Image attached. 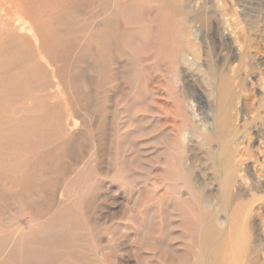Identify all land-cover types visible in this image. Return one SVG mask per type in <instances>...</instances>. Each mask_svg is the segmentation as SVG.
<instances>
[{
  "label": "rangeland",
  "instance_id": "rangeland-1",
  "mask_svg": "<svg viewBox=\"0 0 264 264\" xmlns=\"http://www.w3.org/2000/svg\"><path fill=\"white\" fill-rule=\"evenodd\" d=\"M25 1H29L37 6H39L40 4L43 7L45 6L43 8L45 21L41 24V27L46 29L42 32L46 39L45 49H47L46 51L49 55H52L53 52L57 50L60 54L61 59L59 66L64 71H72L75 75L76 90L78 92V103L80 109L78 116L79 123L77 130H74L72 133L75 134L72 141L68 142V140L66 139V137H68L67 134L64 137L63 135L55 134L54 126L52 125V122L48 117V114H50L52 110L47 108L48 103L45 102L46 100L44 98L37 97L40 94L35 92L34 90V88H37L36 82L38 78L33 81L32 78H34V76H30L28 73V64H30V62L33 63L37 58L36 50L33 47L25 48L24 45L21 46L20 44L9 45L8 50H6L3 55L2 53L0 54V80H2L0 81V83H3L4 85H2L6 86L3 87L0 84V154H2L0 156H3L2 158L7 160L8 157L12 156L14 158V161H11L12 164L9 167L0 164V178L7 179L9 182H12L14 186L23 187L22 181H24L25 185H27L26 183L30 182L32 186H39V184H43V186L46 187V185L54 186L56 178L59 180L73 179L75 177V174H78L79 179L77 181L81 182L85 188H91V199L93 202V205L91 206V216H86L84 217V220H81L82 224L85 226L84 228L87 230L84 233V236L86 235L85 238L77 237V241L73 243V238L67 236V238L54 236V244L57 245V248L68 244L70 248H73L72 250H74V246H79L80 248V245H85L87 248L85 246L81 247L82 255H80L85 259V264H98L97 261H94L95 259L92 256L93 251H97L100 254L101 258H99V264H113V262L114 264H191L190 262L194 264L197 261L198 255L200 253L197 247L198 229L203 224L202 221H200L195 215V207L192 204H188L187 206H185L184 204V206L186 207L185 208L180 201L179 196L177 195L174 197V199L171 200L169 206H165V210H156L155 213V209H153L154 202H157V197L156 195H154L156 194V191L154 189H156V177L157 175H159L157 170H155L154 165L156 158L158 159V153H162L168 142V140L167 142L165 141V139L167 138H159V127L155 128V122L157 121L160 126H164V129L171 131V133H176V131L182 132V121L178 116L185 115L189 118V120H191L190 131L194 136L196 135L194 140L197 142H202L201 144L205 146H209L210 141L204 134L208 132V127L205 128V121H209V123H212L218 111L217 96H207L208 94H210L208 93L210 92L209 90H216L218 85L217 81H213L211 79V73L216 71L220 72L223 69L225 70V67H229L228 71L226 69V75L224 74L219 78V80H221L222 82L226 81L228 88H230L231 91L234 90V93L235 91H239V93L236 92L234 99L235 103H233L234 106L232 109V120L234 121L232 122V129L235 128V132L239 134H236V138H233L234 140H236L235 142H237L239 139L243 140H239L237 143L238 145L236 144L237 147H234V149L237 150L235 152L234 159L235 166L237 167V169H239H236L235 171V180L237 181V183L235 181L233 189L240 190V187H243L241 189L243 190V192H240V196L241 193L242 195L244 194V196H242V199L240 196H238L239 199H241L240 203L238 198L234 199V201H230L233 202V204H229L227 210L231 215V224L233 223V226H236V228L243 227L248 238L247 250L240 264H245L246 261V264H261L260 261L264 264V136H262L264 135V99H262V97H264V94H262L264 93V0ZM68 3H70V6H68ZM137 3H139L140 5H136ZM124 6L130 8L129 13L122 14V9ZM68 7L70 8L68 9ZM189 7L191 9L194 8L193 11L186 12L184 8ZM201 10L203 11V14L209 11L210 12L205 14V16H207L205 17V19L200 21L196 19L195 21V14L201 13ZM15 13V11H11L10 15L14 16ZM214 13H216V15ZM218 14H220L221 17ZM59 16H61V20H59ZM192 18L193 21H191ZM182 19H184L186 23L188 21L190 23H188L190 48H188L187 50L190 51L188 53L193 57L190 55L189 58L191 60H194V56H196L200 59L196 66H192L188 69L187 72H182V68L179 65H176L175 61V56L182 49L183 45V42L179 38L180 23ZM209 19L211 21H209ZM120 20L123 22V24L122 22H120ZM123 20H125L126 22ZM56 21L57 24L55 23ZM205 22L206 24L210 22L209 24H207V29H205L207 27ZM63 24L65 26H63ZM64 29H66L67 31ZM112 30H114L117 35L116 39L114 40L108 38V35ZM207 30H209V32ZM213 31L217 34L213 33ZM222 32H224V34ZM221 34L222 36H220ZM222 37H225V40ZM226 39L228 40L226 41ZM218 40L220 42L219 44L217 42ZM225 41L226 43H224ZM206 42L209 43L206 44ZM221 42H223L224 44ZM228 42L230 44H228ZM212 46H214L215 48ZM51 47L53 49H51ZM17 49L19 50L17 51ZM224 49H230V51L226 50L229 54L227 53L223 55L224 53H226ZM22 50H24V52ZM63 51H65V53ZM234 52H237V57L233 60H230ZM202 53L204 54V57ZM207 53H210L212 56H209L210 54ZM218 54H221L222 56H219ZM100 56L101 60L100 62H97V58ZM207 59L211 61L209 62L208 60L207 62ZM254 60L256 61V67L259 68L260 66V70H256L257 68L255 69V67L251 66V63H249L253 61L252 64L254 65ZM212 61H214L213 65L211 64ZM217 61H221L219 62V65ZM228 61H230L229 65H227ZM208 63L209 65H207ZM244 63L249 64L250 66H247ZM250 67L254 69L252 70V68ZM219 68L220 70H218ZM248 68H250L253 73ZM254 70H256L257 72ZM243 71L247 72L245 73ZM42 72L45 73V70H43ZM44 73H42L41 76L42 81H46L44 79L46 77V74ZM187 74L190 75V77ZM243 74L245 77L243 76ZM239 75L244 77V81L241 80L243 79V77H240ZM243 83L245 86L243 85ZM19 85L20 87H18ZM44 85L45 87H48L49 84ZM237 85L239 87L241 86L242 89L238 88ZM256 85L257 87H255ZM15 86L17 87V89ZM2 88H5V91L2 90ZM144 90L152 92L155 95L154 103L151 104L152 109L149 111V102H147V100L144 98L142 99V96L145 95ZM17 91L20 94H18ZM12 94L13 96H15L13 97ZM25 94L27 96H25ZM242 94L247 95L245 97ZM42 101L45 105V108L41 107L44 106ZM211 101L214 105H216V107L211 104ZM238 103H240V105ZM261 105L263 106L261 107ZM25 106L28 107L26 108ZM244 107H246L247 110H244ZM240 109L242 110L240 111ZM244 111L247 112L245 113ZM59 112H63V116H66L68 114V111L64 108ZM251 112L252 114H250ZM240 113H242V116ZM239 114L243 118H241ZM253 117H255L256 119L254 118L253 120ZM235 120L239 123H234ZM244 122L247 126L244 125ZM255 122L258 130L255 128ZM259 122L263 128L259 125ZM248 123L251 127L249 130H252V132L247 130L249 128ZM140 125L142 126V128ZM211 127L212 124H209V129ZM239 128H241L242 130H239ZM259 129H261V131ZM237 130H239V132ZM255 130L257 133L255 132ZM245 131L247 132V134L243 133ZM197 134H199V137L197 136ZM245 134L248 136L250 135V137L247 136L246 138ZM243 135L244 137H242ZM256 135H258L259 138ZM238 136L242 138H238ZM252 136L253 138H251ZM187 142L188 141H186L185 144H188ZM143 143L145 144L143 145ZM59 150H61L62 152H59ZM127 151L130 152L128 153ZM154 152L156 155L154 154ZM34 154L36 158L32 157ZM163 155L164 154H161V156L159 157V161L162 165H164ZM62 156L66 157L64 158ZM40 158H46L47 160L43 159L46 163L48 162V160L53 159L45 166V162H43L42 165L43 167H45L43 169V171H45L44 174H47V171L48 173H54V180H50V175H48L44 178V180L42 179V181H39L40 177H38L37 179H35L37 182H35L32 177L28 180V182H26L27 180L25 178V173H18L20 171V166L26 165V163H28V159L29 161L32 159H36V163H39L38 160ZM141 161L142 163H145L142 164ZM152 161H154V165ZM21 163L24 164L22 165ZM142 166L145 168L146 172L144 171V168ZM11 167H13V169ZM204 172L209 173L206 167H204ZM16 174H19L17 175L18 179L15 177ZM255 174H257V176ZM146 175L149 176L148 182L142 185L141 182ZM161 175L162 173L160 174V176ZM96 177L97 179H95ZM253 177L255 178L254 181H252ZM256 177L260 179H257ZM1 179L0 204L5 205V201L7 198L5 197L6 194L1 185ZM256 180H259L261 184L263 183V186L261 188L259 187L260 190L258 189L260 191L259 194H256L258 187L254 186L253 189V182H255ZM238 181L240 184H238ZM256 183L258 184V181ZM261 184L258 185L261 186ZM248 185L250 186V189H252L250 193ZM235 186H237L238 188H235ZM244 186L248 188V193ZM179 190H181V193L183 194L184 189H178V194H181ZM234 190L233 192L236 193L237 190ZM49 193L51 194V191H49ZM59 193L60 191L58 189V191H56L54 195L56 200L54 202H51L52 198L51 200L50 198H48L45 205L40 203V208H42L44 212L47 210L51 211L53 209V205L59 201ZM254 193L255 197L253 196ZM107 194L109 196H106ZM214 194H216V191H214ZM3 197H5V200ZM247 198H249L250 200H248ZM114 199L116 201H114ZM116 202L118 206L115 204ZM241 202H244V205ZM118 203H122L125 206L121 204L123 206L122 207ZM215 203L212 204V208L218 211L221 208L222 204L220 201H218V203L220 204H218L217 201ZM235 204L238 206H236ZM126 205L128 206L126 207ZM119 206H121V208ZM188 206L191 207L189 208L190 210H187ZM244 206H247V208H249L247 209ZM5 207L7 208L5 209ZM1 208L3 209L0 210V233L8 231L12 228V226L15 225V227H19V229H26L28 228L31 219H33V217L29 214V211H27V208L25 207L22 209L9 203L8 205L6 204V206H2ZM123 208H128L130 212L127 209L124 210ZM182 208L186 209L187 214L185 216L183 215L185 210L183 211ZM237 209H239L238 212H241L238 216L239 218L235 220L233 218L235 212L232 211H237ZM44 212L43 214H45ZM131 214L135 215L132 216ZM152 214L154 215L152 216ZM176 215H179V218ZM120 218H122L123 220H120ZM152 218L155 221H153ZM126 219L128 222L126 221ZM95 220H97L98 225L92 224ZM123 221L125 224L123 223ZM249 222L251 224L254 223L252 224L254 227H251V224ZM184 223H188L189 225L186 224L185 226ZM137 224L140 226H138ZM90 225L91 227H93L91 228ZM125 225H127V227ZM102 230L104 231V233H102ZM138 230L144 232L141 233ZM105 231L107 233H105ZM145 232L147 233L144 235ZM249 232L251 233L249 234ZM110 233H113L111 234L112 236L110 235ZM102 234H105V236L101 237L100 235ZM139 234L141 235L139 236ZM122 235L124 236V238ZM138 236H143L142 239H144L138 240ZM120 238H122V240L119 241ZM145 238L148 239L146 240ZM190 238H193L194 240ZM135 239L139 242L137 243ZM189 239L191 242L189 241ZM125 240H128L129 243ZM160 240L161 242H159ZM257 240L260 242V244ZM166 241L168 243H166ZM147 242H149L150 244ZM126 243L130 245H127V247L125 246ZM254 244L256 247L253 246ZM96 245L97 247H95ZM172 245L173 247L170 249ZM175 245L179 247H176ZM115 246L117 250H115ZM123 248L126 250H124ZM150 248L151 250H153L151 251ZM172 250H174L175 252H173ZM60 251L61 250L58 249V252ZM259 251L261 252L259 253ZM114 252H116L119 256ZM258 253L260 255H258ZM254 254H256L255 257ZM57 257L60 256L57 255ZM111 259L112 261H115L112 262Z\"/></svg>",
  "mask_w": 264,
  "mask_h": 264
},
{
  "label": "bare ground",
  "instance_id": "bare-ground-1",
  "mask_svg": "<svg viewBox=\"0 0 264 264\" xmlns=\"http://www.w3.org/2000/svg\"><path fill=\"white\" fill-rule=\"evenodd\" d=\"M71 3V2H70ZM70 3H68V6H70ZM72 4V3H71ZM139 3H137L136 5H138ZM190 4V3H189ZM140 5V4H139ZM213 5V4H212ZM67 6V5H66ZM165 6V5H164ZM169 6V5H168ZM187 6V5H186ZM191 6V5H190ZM216 6V5H215ZM45 7V6H44ZM41 4L39 6L32 4L29 1H25V0H0V54L2 53V55L4 54V52L6 50H8L9 45H14V44H20L21 46L24 45L25 48H31L33 47L36 50L37 53V58L34 60V62H30V64H28V70H29V75L30 76H34L33 81L37 79V85H36V89L34 88L35 92L39 93L40 95L37 96L39 98H44L48 103L47 108L51 109L52 112L50 114H48V117L50 118L52 125L54 126V132L56 135H63V137L67 134L68 137H66V139L69 141H72L73 137L75 134H72L74 130H77L78 127V123H79V103H78V92L76 90V81H75V75L72 71H64L60 66V54L59 52L56 50L53 52V56L49 55L48 52L46 51V39L44 37V34L42 33L44 30V28L41 27V24L45 21L44 15H43V8H44ZM87 7V6H86ZM200 7V6H199ZM223 7V6H222ZM67 8V7H66ZM70 7H68L69 9ZM72 9V8H71ZM74 9V7H73ZM72 9V10H73ZM129 9L127 6L123 7V11L122 14H127L129 13ZM135 9V8H134ZM194 8H184V10L186 12H191L193 11ZM203 9V8H202ZM209 10V9H208ZM215 10V9H214ZM11 11H15V15L11 16L10 12ZM207 11V10H206ZM211 11V9H210ZM209 11V12H210ZM218 11V10H217ZM216 11V12H217ZM199 12V11H198ZM203 11L201 10V13H197L195 14V21L196 19H198V21L205 19V14L209 13H202ZM73 14V13H72ZM71 14V15H72ZM121 14V15H122ZM216 15V13H214ZM213 15V14H211ZM220 15V14H218ZM67 16V15H65ZM64 16V17H65ZM123 16V15H122ZM125 16V15H124ZM128 16V15H127ZM192 16V15H191ZM13 17V18H12ZM15 17V18H14ZM61 16H59L60 18ZM72 17V16H71ZM121 17V16H120ZM170 17V16H169ZM221 17V15H220ZM226 17V16H225ZM68 18V17H67ZM70 18V17H69ZM168 18V17H167ZM191 18V17H190ZM213 18V17H212ZM124 19V18H123ZM211 19V18H210ZM209 19V21H211ZM219 19V18H218ZM222 19V18H221ZM61 20V18L59 19ZM58 20V21H59ZM66 20V18H65ZM70 20V19H69ZM140 20V19H139ZM172 20V19H171ZM208 20V19H207ZM125 21V20H123ZM193 21V18L192 20ZM220 21V20H219ZM223 21V20H222ZM221 21V23H222ZM61 22V21H60ZM71 22V21H70ZM68 22V23H70ZM120 22H122L120 20ZM126 22V21H125ZM164 22V20H163ZM203 22V21H201ZM224 22V21H223ZM57 24V21L55 22ZM112 23V22H110ZM188 23L189 21L186 23V21H184V19L181 20L180 23V31H179V38L180 40L183 42L182 45V49L177 53V55L175 56V61H176V65H179L182 68V72H187L189 68H191L192 66H196V64L198 63V61L200 60L199 58H197L196 56L194 60H191L189 57L191 54H189L187 49L190 48V44H189V33H188ZM210 23V22H209ZM207 23V24H209ZM228 23V22H227ZM73 24V23H72ZM123 24V22H122ZM127 24V23H126ZM190 24V23H189ZM206 24V22H205ZM206 24V25H207ZM125 25V24H124ZM205 25V26H206ZM218 25V24H216ZM221 25V24H220ZM227 25V24H226ZM233 25V24H232ZM63 26H65L63 24ZM70 26V24H69ZM203 26V25H202ZM68 27V26H67ZM222 27V26H221ZM237 27V26H236ZM166 28V27H165ZM201 28V27H200ZM205 28V27H203ZM208 28V25L205 29ZM214 28V25H213ZM224 28V25H223ZM175 29V28H174ZM202 29V28H201ZM218 29V27H217ZM222 29V28H220ZM219 29V31H220ZM226 29V28H225ZM230 29V28H228ZM227 29V30H228ZM66 30V29H64ZM233 30V29H232ZM62 31V30H60ZM59 31V32H60ZM67 31V30H66ZM206 31V30H205ZM209 32V30H207ZM224 31V30H222ZM230 31V30H229ZM58 32V33H59ZM65 32V31H64ZM63 32V33H64ZM74 32V30H73ZM212 32V31H211ZM62 33V32H61ZM110 33V32H108ZM205 33V32H204ZM213 33H216L213 31ZM221 33V32H220ZM219 33V34H220ZM224 34V32H222ZM70 34V33H69ZM217 34V33H216ZM227 34V33H226ZM225 34V35H226ZM230 34V33H229ZM232 34V33H231ZM64 35V34H63ZM129 35V34H128ZM174 35V34H173ZM65 36V35H64ZM108 38L111 39H116L117 35L116 32L114 30L111 31V33L108 35ZM218 36V35H217ZM222 36V34L220 35ZM226 37V36H225ZM224 37V38H225ZM236 37V36H235ZM60 38V37H59ZM58 38V40H59ZM208 38V37H207ZM223 38V37H222ZM223 38V39H224ZM213 39V38H212ZM229 39V38H228ZM226 39V41L228 40ZM56 40V39H55ZM210 40V39H209ZM220 40V39H219ZM219 40L217 41L218 44L220 43ZM225 40V39H224ZM238 40V39H237ZM205 41V40H204ZM208 41V40H207ZM211 41V40H210ZM226 41L224 43H226ZM53 42V41H52ZM57 42V41H56ZM55 42V43H56ZM65 42V41H64ZM127 42V41H126ZM202 42V41H201ZM230 42V41H229ZM228 42V44H230ZM232 42V41H231ZM209 42H206V44ZM223 43V42H221ZM223 43V44H224ZM240 43V42H239ZM54 44V43H53ZM180 44V43H179ZM212 44V43H210ZM217 44V45H218ZM226 44V45H228ZM66 46V45H65ZM204 46V44H203ZM219 46V45H218ZM241 46V45H240ZM214 47V46H212ZM243 47V46H242ZM18 48V47H17ZM82 48V47H81ZM203 48V47H202ZM215 48V47H214ZM223 48V46H222ZM221 48V49H222ZM14 49V48H13ZM23 49V48H22ZM51 49H53L51 47ZM205 49V48H204ZM246 49V48H245ZM19 49H17L18 51ZM200 50V49H199ZM225 50V49H224ZM229 50L230 49H226ZM225 50V51H226ZM16 51V50H14ZM21 51V50H20ZM24 52V50H22ZM50 51V50H49ZM82 51V50H81ZM205 51V50H202ZM201 51V52H202ZM232 51V50H231ZM65 53V51H63ZM68 52V51H67ZM208 52V51H207ZM35 53V52H34ZM197 53V51H196ZM224 53V52H223ZM228 51H226V53H224L223 55L227 54ZM231 53V52H230ZM12 54V53H11ZM195 54V53H194ZM203 54V53H202ZM210 54V53H207ZM229 54V53H228ZM217 55V54H215ZM219 55V54H218ZM250 55V54H249ZM13 56V55H12ZM22 56V55H20ZM64 56V55H63ZM66 56V55H65ZM192 56V55H191ZM199 56V55H198ZM207 56V55H205ZM209 56H212L211 54ZM219 56H222L221 54ZM193 57V56H192ZM201 57V56H200ZM204 57V54H203ZM216 57V56H215ZM214 57V59H215ZM228 57V56H227ZM237 57V52L233 53L231 56L230 60H233L234 58ZM208 58V57H207ZM220 58V57H219ZM230 58V57H229ZM239 58V57H238ZM22 59V57H21ZM211 59V58H209ZM207 59V62L208 60ZM225 59V58H224ZM261 59V58H260ZM1 60V58H0ZM8 60V59H6ZM5 60V61H6ZM101 60V56L97 58V62H100ZM206 60V59H205ZM226 60V59H225ZM238 60V59H237ZM250 60V59H249ZM253 60V57H252ZM211 60H209L210 62ZM216 61V60H215ZM223 61V60H222ZM255 61V60H254ZM212 61V65H213ZM218 62V61H217ZM221 62V61H219ZM218 62V65H219ZM228 61L227 65H229ZM64 63V62H63ZM251 63V66L255 67L256 70H258L260 68L256 67V61L254 62L255 66L252 64L253 61L249 62ZM264 63V61H263ZM20 64V63H19ZM245 64V63H244ZM13 65V63H12ZM15 65V64H14ZM22 65V64H21ZM25 65V64H24ZM204 65V64H203ZM209 65V63L207 64ZM245 65H249V64H245ZM250 66V65H249ZM13 67V66H12ZM198 67V66H197ZM204 67V66H203ZM6 68V67H5ZM24 68V67H23ZM26 68V67H25ZM65 68V67H64ZM105 68V67H104ZM229 67H225V70L221 68L222 71L220 72H212L211 73V79L213 81H217V89L216 90H209L210 94H208L207 96H217V103H218V111L216 116L213 119L212 123H209V121H205V128L208 127V132L204 133L208 140L210 141L209 146H205L203 144H201L202 142H197L194 140L195 136L193 135V133L190 131V121L189 118L185 115H179L178 117L181 118L182 121V126H183V130H181L182 132H178L176 131V133H171V131L165 130L164 126H160L159 123H157V121L155 122V128H158V134H159V138H167L165 139V141L167 142L166 147L164 148V150L162 151V153H158V159L156 158L155 161V165H154V161H152L155 170H157L158 174L156 177V182H155V188L154 189L156 191V197H157V202H154L153 206L155 209V213L156 210L161 211V210H165V206H169L170 202L172 199H174L175 196H179L180 201L182 202L183 206L185 204V206H187L188 204H192L195 209H196V217L202 221V226L198 229V239H197V247L200 251L199 255H198V259L194 264H240L246 250H247V242H248V238H247V234L246 231L244 230V228H239L236 226H233V223L231 224V215L228 213V205L229 204H233V202L230 201H234V199L238 198V196H240V192H243V190H241L243 187H240V190H237V192H233V188H234V184H235V171L237 169V167L235 166V152L237 150L234 149V147L236 146V144L238 143L239 140H243V139H237L238 141L235 142L236 140H234L233 138H236V133L235 132V128L232 129V122L234 120H232V109L235 103L234 99H235V94L237 91H235V93L233 92L234 90H230V88H228L226 81H221L219 80L220 77H222L225 73H227ZM252 68V67H250ZM248 68V69H250ZM195 69V68H193ZM192 69V70H193ZM227 69V71H226ZM240 69V68H239ZM254 68H252L253 70ZM263 69V68H262ZM7 70V69H6ZM43 70H45V73L42 72ZM220 70V68L218 69ZM247 70V69H246ZM251 70V69H250ZM251 70V71H252ZM254 70V71H256ZM260 70V69H259ZM103 71V70H102ZM194 71V70H193ZM230 71V70H229ZM3 72V71H2ZM198 72V71H197ZM243 72H247V71H243ZM257 72V71H256ZM6 73V72H5ZM4 73V74H5ZM42 73L46 74V77L44 78L46 81H42L41 80V76ZM200 73V72H199ZM241 73V72H240ZM253 73V71H252ZM262 73V72H261ZM25 75V74H24ZM184 75V74H183ZM188 75V74H187ZM203 75V74H202ZM226 75V74H225ZM250 75V74H249ZM260 75V74H259ZM190 77V75H188ZM199 76V75H198ZM240 76V75H239ZM244 76V74H243ZM240 76V77H243ZM252 76V75H251ZM256 76V75H255ZM254 76V77H255ZM26 77V76H25ZM245 77V76H244ZM244 77L243 79H241L242 81H244ZM10 78V77H9ZM8 78V79H9ZM16 78V77H15ZM202 78V77H200ZM259 78V77H258ZM1 79V78H0ZM185 79V78H184ZM187 79V78H186ZM195 79V78H194ZM197 79V78H196ZM207 79V78H206ZM229 79V78H228ZM250 79V78H249ZM264 79V77H263ZM14 80V79H13ZM12 80V83H13ZM204 80V78H203ZM202 80V81H203ZM219 80V83H218ZM2 81V80H0ZM29 81V80H28ZM196 81V80H195ZM200 81V80H199ZM258 81V79H257ZM256 81V82H257ZM261 81V78H260ZM11 82V81H9ZM45 82V83H43ZM47 82V83H46ZM206 82V81H204ZM228 82V81H227ZM33 83V82H32ZM188 83V81H187ZM247 83V82H246ZM245 83V84H246ZM1 85L3 83H0ZM9 84V83H7ZM19 84V81H18ZM25 84V82H24ZM44 84H49L48 87H45ZM209 84V83H208ZM237 84V83H236ZM241 84V83H240ZM239 84V85H240ZM261 84V83H260ZM4 85V84H3ZM2 85V86H3ZM22 85V84H21ZM29 85V84H27ZM34 85V84H33ZM187 85V84H186ZM194 85V84H193ZM199 85V84H198ZM231 85V84H230ZM244 85V83H243ZM1 86V87H2ZM17 86V85H16ZM15 86V87H16ZM25 86V85H24ZM190 86V85H189ZM187 86V87H189ZM205 86V85H204ZM238 86V85H237ZM245 86V85H244ZM259 86V85H258ZM263 86V85H262ZM6 87V86H3ZM20 87V85L18 86ZM201 87V86H200ZM257 87V85L255 86ZM261 87V86H260ZM26 88V87H25ZM32 88V87H31ZM192 88V87H191ZM196 88V86H195ZM198 88V86H197ZM204 88V87H203ZM202 88V89H203ZM233 88V87H232ZM238 88H241V86ZM245 88V87H244ZM254 88V87H253ZM17 89V87H16ZM21 89V88H20ZM19 89V90H20ZM23 89V88H22ZM141 89V88H140ZM201 89V90H202ZM242 89V88H241ZM255 89V88H254ZM2 90L5 91V88ZM11 90V89H10ZM239 90V89H237ZM244 90V89H243ZM242 90V91H243ZM25 91V90H24ZM30 91V90H29ZM203 91V90H202ZM208 91V90H207ZM245 91V90H244ZM144 94L142 96V99H146L148 103V111L151 110L152 108V103H154V99H155V95L152 92H149L147 90H144ZM246 92V91H245ZM261 92V91H260ZM14 93V91H13ZM18 93V91H17ZM16 93V94H17ZM196 93V92H195ZM200 93V92H199ZM198 93V94H199ZM239 93V91L237 92ZM243 93V92H242ZM7 94V93H6ZM20 94V93H18ZM264 94V93H262ZM243 95V94H242ZM247 95V94H246ZM246 95H243L246 97ZM11 96V95H10ZM13 96V94H12ZM15 96V95H14ZM13 96V97H14ZM23 96V95H22ZM25 96H27L25 94ZM240 96V95H239ZM12 97V98H13ZM35 98V97H34ZM210 98V97H208ZM20 99V98H19ZM25 99V98H24ZM240 99V98H239ZM262 99H264V97H262ZM157 100V99H156ZM213 100V99H212ZM247 100V99H246ZM17 101V99H16ZM15 101V102H16ZM19 101V100H18ZM22 101V99H21ZM210 101V100H209ZM243 101V100H242ZM34 102V101H33ZM212 102V101H211ZM14 103V102H13ZM18 103V102H17ZM43 103V101H42ZM209 103V102H208ZM11 104V103H10ZM16 104V103H15ZM39 104V103H38ZM213 104V102L211 103ZM240 105V103H238ZM243 104V103H242ZM4 105V104H3ZM2 105V106H3ZM6 105V104H5ZM13 105V104H12ZM44 105V103H43ZM214 105V104H213ZM236 105V104H235ZM237 105V106H239ZM216 107V105H214ZM236 106V107H237ZM244 106V105H243ZM250 106V105H249ZM263 105H261L262 107ZM24 107V105H23ZM26 107V106H25ZM28 107V106H27ZM26 107V108H27ZM38 107V106H36ZM35 107V108H36ZM42 108H45L44 106H41ZM247 107V106H246ZM244 107V110H247V108ZM259 107V108H261ZM30 108V107H29ZM40 108V107H39ZM66 109L68 111V114L66 116H63L62 113L63 112H59L61 109ZM241 108V107H240ZM21 109V108H19ZM31 109V108H30ZM82 109V108H81ZM143 109V108H141ZM18 110V109H17ZM32 110V109H31ZM242 109H240L241 111ZM15 111V110H14ZM34 111V110H33ZM42 111V109H41ZM46 111V110H45ZM239 111V110H238ZM29 112V111H28ZM65 112V111H64ZM245 112V111H244ZM247 112V111H246ZM245 112V113H246ZM250 112V111H249ZM21 113V112H20ZM27 113V112H26ZM66 113V112H65ZM64 113V115H65ZM239 113V112H238ZM243 113V112H242ZM242 113L241 116H242ZM244 113V114H245ZM239 114V116H240ZM252 114V112L250 113ZM20 115V114H19ZM18 115V116H19ZM83 115V114H82ZM213 115V114H212ZM238 115V114H236ZM256 115V114H255ZM17 116V115H16ZM240 116V117H241ZM154 118V117H153ZM152 118V119H153ZM243 118V117H241ZM255 117H253L252 119L254 120ZM257 118V116H256ZM255 118V119H256ZM160 119V118H159ZM209 119V117H208ZM236 119V118H235ZM238 119V118H237ZM82 120V119H81ZM80 120V121H81ZM135 120V119H134ZM239 120V119H238ZM248 120V119H247ZM251 120V119H249ZM91 121V120H90ZM171 121V120H170ZM243 121V120H242ZM256 121V120H255ZM45 122V121H44ZM141 122V121H140ZM159 122V121H158ZM165 122V121H164ZM238 121L235 120L234 123H237ZM247 122V121H246ZM257 122V121H256ZM256 122H255V128L256 127ZM239 123V122H238ZM251 123V122H250ZM253 123V122H252ZM258 123V122H257ZM209 124H212V127L209 129ZM245 125V122H244ZM260 125V122H259ZM263 125V123H262ZM141 126V125H140ZM168 126V123H167ZM247 126V125H245ZM252 126V125H251ZM261 126V125H260ZM198 127V126H197ZM248 129L249 130L251 127L249 126L248 123ZM254 127V126H253ZM259 127V126H258ZM262 127V126H261ZM142 128V126H141ZM246 128V127H244ZM263 128V127H262ZM261 128V129H262ZM180 129V128H179ZM238 129V128H236ZM261 129H259L261 131ZM264 129V128H263ZM152 130V129H151ZM172 130V129H171ZM239 130H242L241 128H239ZM239 130H237L239 132ZM258 130V129H257ZM149 131V130H147ZM244 131V130H243ZM252 132V130H249ZM142 132V131H141ZM256 132V130H255ZM259 132V131H258ZM264 132V131H263ZM260 132V133H263ZM246 133L247 132H243ZM257 133V132H256ZM255 133V134H256ZM241 134V131H240ZM245 134V135H246ZM254 134V135H255ZM264 134V133H263ZM36 135V133H35ZM203 135V134H202ZM239 135V134H238ZM253 135V134H252ZM262 135V134H259ZM55 136V135H54ZM197 136L199 137V134H197ZM241 136V135H240ZM248 135H246L247 138ZM258 136V135H256ZM264 136V135H262ZM35 137V136H34ZM33 137V138H34ZM44 137V136H43ZM58 137V136H57ZM197 137V138H198ZM244 137V135L242 136ZM239 137L238 138H242ZM250 137V135L248 136ZM59 138V137H58ZM157 138V137H156ZM253 138V136L251 137ZM259 138V136H258ZM51 139V138H50ZM55 139V138H54ZM64 139V138H63ZM200 139V138H199ZM54 141V140H53ZM56 141V140H55ZM59 141V140H58ZM188 141V144H185V142ZM245 141V140H244ZM251 141V140H250ZM158 142V141H157ZM54 143V142H53ZM58 144V143H57ZM67 144V143H66ZM64 144V145H66ZM75 144V143H74ZM130 144V143H128ZM145 143H143L144 145ZM162 144V143H161ZM243 144V142H242ZM39 145V144H38ZM187 145V146H186ZM238 145V144H237ZM40 146V145H39ZM51 146V145H50ZM245 146V145H244ZM41 147V146H40ZM57 147V146H56ZM162 147V146H161ZM237 147V146H236ZM235 147V148H236ZM249 147V146H248ZM26 148V147H25ZM160 149V148H159ZM246 149V148H245ZM35 150V149H34ZM154 150V149H153ZM42 151V150H41ZM61 150H59L60 152ZM64 151V150H63ZM152 151V149H151ZM34 152V151H33ZM37 152V151H36ZM62 152V151H61ZM65 152V151H64ZM128 152V151H127ZM130 152V151H129ZM128 152V153H129ZM38 153V152H37ZM66 153V152H65ZM125 153V152H124ZM148 153V152H147ZM52 154V153H50ZM56 154V153H55ZM155 154V152H154ZM161 154H164V165H162L160 163V159L159 157L161 156ZM2 155V154H0ZM10 155V154H9ZM8 155V156H9ZM20 155V154H19ZM18 155V156H19ZM54 155V154H53ZM156 155V154H155ZM7 156V155H6ZM32 156V155H31ZM149 156V155H148ZM244 156V155H243ZM3 156H0V164L4 165V166H10L12 164V160L14 159L12 156L8 157L7 159H3ZM22 157V156H20ZM35 157V154L32 156ZM30 157V158H32ZM44 157V156H43ZM50 157V156H49ZM64 157V156H62ZM61 157V158H62ZM66 157V156H65ZM64 157V158H65ZM143 157V156H142ZM28 158V156H27ZM29 158V159H30ZM38 158V156H37ZM47 158V156H46ZM44 160H47V159ZM69 158V157H67ZM16 159V158H15ZM28 159V163H26V165L24 166H20V171L18 172L19 174H23L22 172L25 173L26 178V182H28L29 179H31L33 177V179H37L39 178V181H42V179L44 180L45 177H47L48 175H50V180H54V173L50 172L47 174H44L45 171H43V169L45 167H43V162H45L43 159H39L38 162L36 163V159H32L29 161ZM50 159V158H48ZM52 159V158H51ZM74 159V158H73ZM123 159V158H122ZM53 160V159H52ZM52 160H48L47 163H50V161ZM141 160V158H140ZM14 161V160H13ZM58 161V160H57ZM56 161V162H57ZM89 161V160H88ZM144 161V160H143ZM151 161V160H150ZM97 162V161H96ZM146 162V160H145ZM144 162V163H145ZM15 163V162H13ZM46 162L44 163V166L47 164ZM142 163V161H141ZM142 163V164H144ZM148 163V162H147ZM19 164V163H18ZM22 164V163H21ZM20 164V165H21ZM24 164V163H23ZM22 164V165H23ZM53 164V163H52ZM62 165V164H61ZM150 165V164H149ZM152 165V164H151ZM18 166V165H17ZM51 166V165H50ZM93 166V165H92ZM95 166V165H94ZM123 166V165H122ZM238 166V165H237ZM244 166V165H243ZM15 167V166H14ZM143 167V166H142ZM204 167L207 168V170L209 171V173L207 174L206 172H204ZM245 167V166H244ZM6 168V167H5ZM13 169V167H11ZM18 168V167H17ZM127 168V167H126ZM144 168V167H143ZM151 168V167H150ZM15 169V168H14ZM84 169V168H83ZM122 169V168H121ZM239 169V168H238ZM237 169V170H238ZM4 170V168H3ZM125 170V169H124ZM131 170V169H130ZM248 170V169H247ZM18 171V170H15ZM84 171V170H83ZM139 171V170H138ZM137 171V172H138ZM145 171V168H144ZM10 172V171H8ZM13 172V171H12ZM21 172V173H20ZM87 172V170H86ZM140 172V171H139ZM138 172V173H139ZM146 172V171H145ZM38 173V176H37ZM148 173V171H147ZM162 173V175L160 176V174ZM250 173V172H249ZM16 174V178L18 179ZM15 175V174H13ZM81 175V174H80ZM247 175V174H246ZM252 175V174H251ZM249 175V176H251ZM257 176V174H255ZM21 176V175H20ZM36 176V177H35ZM82 176V175H81ZM80 176V177H81ZM69 177V176H68ZM255 177V176H254ZM253 180L254 181V178ZM20 178V177H19ZM22 178V177H21ZM86 178V177H85ZM83 178V179H85ZM143 178V177H142ZM252 178V177H250ZM257 179H260L258 177H256ZM1 179V178H0ZM79 179V175L75 174V177L73 179H64V180H59L56 178V182L54 186H49L46 185V187L43 186V184H39V186H32V184L26 183L27 185H25L24 181H22V186H14V184L12 182H9L7 179H1V185L2 188L5 192V197L6 199V203L4 204H0V210H2L3 208H1L2 206H6V204L8 205L9 203L17 206L19 208H27L26 210L29 211V214L33 217V219H31V221L29 222L28 228L26 229H19V227H15L12 226L11 229H9L8 231H5L4 233H0V264H85V259L82 258V250L81 247H84L82 245L79 246H74V250H72L73 248H70V246L68 244L63 245L62 247L57 248V245H55V240H54V236H59V237H70L73 238V243L76 242V238L78 237H84V233L87 231L84 227V225L82 224L81 220H84V217L86 216H91V206L93 205L92 199H91V188L90 187H84L82 185L81 182H78L77 180ZM97 179V177L95 178ZM141 179V178H140ZM149 176L146 175L144 177V179L142 180L141 184L143 185L144 183L146 184L148 182ZM23 180V179H22ZM243 180V179H242ZM85 181V180H84ZM99 181V180H98ZM97 181V182H98ZM140 181V180H138ZM251 181V182H252ZM258 181V184H261V182L259 180H256L253 185V189L254 186L258 187L257 188V192L256 194H259V190L260 188L263 186L262 183L261 186L258 185L256 182ZM35 182H37L35 180ZM104 182V181H103ZM237 183V181H236ZM242 183V182H241ZM16 184V183H15ZM104 184V183H103ZM135 184V182H134ZM238 184L239 181H238ZM18 185V184H17ZM20 185V184H19ZM94 185V183H93ZM243 185V184H242ZM246 185V184H244ZM252 185V184H251ZM249 186V185H248ZM237 186H235L236 188ZM245 187V186H244ZM252 187V186H251ZM260 187V188H259ZM264 187V186H263ZM182 188L184 189L183 194H178V189ZM238 188V187H237ZM246 188V187H245ZM60 191L59 193V201L56 202L53 205V209L51 211H45L40 208L41 204H46L48 198H52L51 202H54L55 199V193L56 191ZM110 189V188H109ZM140 189V188H139ZM248 188H246L247 190ZM259 189V190H258ZM234 190V191H236ZM249 193L251 192L252 189H250L249 186ZM264 190V189H263ZM49 191H51V194L49 193ZM125 191V189H124ZM137 191V190H135ZM183 191V190H182ZM214 191H216V194H214ZM256 191V189H255ZM254 192V191H253ZM252 192V193H253ZM262 192V190H261ZM264 192V191H263ZM126 193V192H125ZM248 193V190H247ZM104 194V193H102ZM89 195V196H87ZM122 195V194H121ZM247 195V194H246ZM253 195V194H252ZM251 195V198H252ZM1 196V195H0ZM106 196H109L108 194ZM138 196V195H137ZM242 196H244V194L242 195L241 193V199ZM250 196V195H249ZM255 197V193L253 195ZM5 197L4 200H5ZM58 197V196H57ZM56 197V198H57ZM87 197V198H86ZM122 197V196H121ZM129 197V196H128ZM246 197V196H245ZM131 198V197H130ZM58 199V198H57ZM120 199V198H119ZM155 199V198H154ZM237 199V200H238ZM239 199V203L240 200ZM246 199V198H245ZM248 200H250L249 198H247ZM3 200V201H4ZM118 200V199H117ZM121 200V199H120ZM124 200V198H123ZM122 200V201H123ZM2 201V202H3ZM114 201H116L114 199ZM121 201V202H122ZM179 201V202H180ZM217 201L221 202V208L217 211L214 210L212 208V204L215 203ZM236 201V200H235ZM243 201V200H242ZM247 201V200H244ZM1 202V203H2ZM237 202V201H236ZM41 203V204H40ZM110 203V202H109ZM125 203V202H123ZM242 203V202H241ZM244 203V202H243ZM242 203V204H243ZM247 203V202H246ZM52 204V203H51ZM117 205V202L115 203ZM114 204V205H115ZM119 204V203H118ZM122 203H120L119 205H121ZM128 204V203H126ZM181 204V203H180ZM216 204V203H215ZM220 204V203H218ZM50 205V204H49ZM123 205V204H122ZM121 205V206H122ZM236 205V204H235ZM244 205V204H243ZM118 206V205H117ZM121 206H119L121 208ZM125 206V205H123ZM122 206V207H123ZM128 205H126L127 207ZM184 206V207H185ZM238 206V205H236ZM45 207V206H44ZM118 207V208H119ZM132 207V206H131ZM150 207V206H149ZM173 207V206H172ZM240 207V206H239ZM237 207V208H239ZM247 208V206H244ZM7 207H5L6 209ZM186 208V207H185ZM189 208H191L190 206H188L187 210H190ZM212 208V209H211ZM216 208V207H215ZM235 208V207H234ZM249 208V207H248ZM247 208V209H248ZM124 210H128V208H123ZM136 209V208H135ZM184 212V216L187 214L186 209L182 208ZM233 209V208H232ZM236 209V208H235ZM121 210V209H120ZM234 210V209H233ZM239 209H237V211H232L235 212V214L233 215L234 219H238L240 212H238ZM129 211V210H128ZM154 211V210H153ZM251 211V210H250ZM43 212L45 214H43ZM121 212V211H120ZM119 212V213H120ZM125 212V211H124ZM130 212V211H129ZM132 212V211H131ZM146 212V211H145ZM165 212V211H164ZM167 212V211H166ZM182 212V211H180ZM190 212V211H189ZM249 212V211H248ZM247 212V214H248ZM117 213V211H116ZM122 213V212H121ZM126 213V212H125ZM243 213V212H242ZM5 214V213H4ZM23 214V213H22ZM93 214V213H92ZM106 214V213H105ZM144 214V213H143ZM250 214V213H249ZM29 215V216H30ZM113 215V214H112ZM122 215V214H121ZM132 215V214H131ZM135 215V214H133ZM132 215V216H133ZM154 214H152L153 216ZM182 215V216H183ZM4 216V215H3ZM109 216V215H107ZM143 216V215H142ZM156 216V215H155ZM159 216V214H158ZM177 216V215H176ZM179 216V215H178ZM177 216V217H178ZM183 216V217H184ZM250 216V215H249ZM141 217V216H140ZM139 217V218H140ZM247 217V216H246ZM245 217V218H246ZM2 218V217H1ZM107 218V217H106ZM134 218V217H133ZM154 218V217H153ZM152 218V219H153ZM159 218V217H158ZM179 218V217H178ZM3 219V218H2ZM122 218H120L121 220ZM131 219V217H130ZM151 219V220H152ZM155 219V218H154ZM153 219V221H155ZM232 219V220H234ZM250 219V217H249ZM123 220V219H122ZM144 220V219H143ZM147 220V219H146ZM150 220V221H151ZM185 220V219H184ZM230 220V221H229ZM248 220V219H247ZM99 221V220H98ZM127 221V219H126ZM134 221V220H133ZM199 221V222H200ZM239 221V220H238ZM244 221V220H243ZM128 222V221H127ZM138 222V221H137ZM141 222V221H140ZM143 222V221H142ZM246 222V221H245ZM124 223V221H123ZM131 223V222H130ZM133 223V222H132ZM144 223V222H143ZM163 223V222H162ZM178 223V222H177ZM180 223V222H179ZM201 223V222H200ZM235 223V222H234ZM250 223V222H249ZM17 224V223H16ZM95 225H98L97 220L94 221ZM125 224V223H124ZM135 224V223H134ZM151 224V222H150ZM147 224V225H150ZM159 224V223H158ZM157 224V225H158ZM185 224V223H184ZM188 224V223H186ZM185 224V226H186ZM246 224V223H245ZM251 224V223H250ZM254 224V223H252ZM251 224V227L253 226ZM9 225V224H8ZM11 225V224H10ZM19 225V224H18ZM17 225V226H18ZM117 225V224H116ZM123 225V224H122ZM133 225V224H131ZM138 225V224H137ZM145 225V224H144ZM189 225V224H188ZM127 227V225H125ZM140 226V225H138ZM176 226V225H174ZM183 226V225H182ZM246 226V225H245ZM91 227V225H90ZM93 227V226H92ZM91 227V228H92ZM101 227V224H100ZM120 227V226H119ZM123 227V226H122ZM131 227V226H130ZM143 227V226H142ZM254 227V226H253ZM121 228V227H120ZM184 228V227H183ZM191 228V227H190ZM127 229V228H126ZM140 229V228H139ZM144 229V228H143ZM254 229V228H253ZM252 229V230H253ZM110 230V229H109ZM119 230V229H117ZM128 230V229H127ZM147 230V229H146ZM164 230V229H162ZM185 230V229H184ZM193 230V228H192ZM191 230V231H192ZM132 231V230H131ZM135 231V230H134ZM139 231V230H138ZM151 231V230H150ZM155 231V230H153ZM127 232V231H126ZM133 232V231H132ZM141 232V231H139ZM144 232V231H142ZM141 232V233H142ZM152 232V231H151ZM163 232V231H162ZM161 232V234H162ZM253 232V231H252ZM76 233V234H75ZM102 233H104V231L102 230ZM105 233H107L105 231ZM136 233V232H135ZM147 232L144 233V235ZM158 233V232H157ZM176 233V232H175ZM181 233V232H180ZM251 232H249L250 234ZM81 234V235H79ZM113 233H110V235ZM127 234V233H126ZM178 234V233H177ZM141 234H139L140 236ZM179 235V234H178ZM105 236V234L100 235ZM99 236V237H100ZM112 236V235H111ZM123 236V235H122ZM126 236V235H125ZM138 236V237H139ZM174 236V235H173ZM176 236V235H175ZM191 236V235H190ZM66 237V238H67ZM114 237V235H113ZM121 237V236H120ZM143 237V236H142ZM142 237H139V239L143 240ZM155 237V235H154ZM153 237V239H154ZM104 238V237H103ZM124 238V236H123ZM161 238V237H160ZM171 238V237H170ZM182 238V237H181ZM194 238V237H193ZM190 238V239H193ZM254 238V237H253ZM99 239V238H97ZM106 239V238H105ZM112 239V238H111ZM126 239V238H125ZM132 239V238H131ZM146 239V238H145ZM148 239V238H147ZM146 239V240H147ZM158 239V238H157ZM172 239V238H171ZM185 239V238H184ZM189 239V241H190ZM255 239V238H254ZM104 240V239H103ZM109 240V238H108ZM118 240V239H117ZM122 240V238L119 239V241ZM136 240V239H135ZM163 240V239H162ZM167 240V239H166ZM194 240V239H193ZM256 240V239H255ZM99 241V240H98ZM113 241V240H112ZM115 241V238H114ZM124 241V240H123ZM126 241V240H125ZM128 241V240H127ZM126 241V242H127ZM137 241V240H136ZM187 241V240H186ZM258 241V240H257ZM256 241V242H257ZM100 242V241H99ZM111 242V241H110ZM139 241H137L138 243ZM161 242V240L159 241ZM169 242V240H168ZM166 241V243H168ZM188 242V241H187ZM191 242V241H190ZM195 242V241H194ZM259 242V241H258ZM257 242V244H258ZM43 243V244H42ZM113 243V242H112ZM120 243V242H119ZM129 243V241H128ZM143 243V242H140ZM149 243V242H147ZM156 243V242H154ZM158 243V242H157ZM163 243V242H162ZM255 243V242H254ZM101 244V243H100ZM104 244V242H103ZM110 244V243H109ZM116 244V243H115ZM118 244V243H117ZM150 244V243H149ZM153 244V243H152ZM159 244V243H158ZM165 244V243H164ZM163 244V245H164ZM181 244V243H180ZM260 244V242H259ZM258 244V245H259ZM111 245V244H110ZM130 245V244H127ZM136 245V244H135ZM157 245V244H156ZM162 245V246H163ZM167 245V244H166ZM178 245V244H177ZM175 245L176 247H179ZM257 245V246H258ZM117 246V245H116ZM115 246V248H116ZM124 246V247H125ZM134 246V245H133ZM138 246V245H137ZM146 246V245H145ZM144 246V248H145ZM161 246V245H159ZM165 246V245H164ZM255 246V244L253 245ZM252 246V247H253ZM86 247V246H85ZM90 247V246H88ZM97 247V245L95 246ZM113 247V246H112ZM109 247V248H112ZM128 247V246H127ZM173 247V245L170 247V249ZM256 247V246H255ZM261 247V246H259ZM257 247V248H259ZM263 247V246H262ZM78 248V249H77ZM87 248V247H86ZM85 248V249H86ZM130 248V247H129ZM140 248V247H139ZM175 248V247H174ZM182 248V245H181ZM58 249L61 250L60 252H58ZM124 249V248H123ZM156 249V248H155ZM162 249V248H161ZM264 249V248H263ZM90 250V249H88ZM97 250V249H96ZM117 250V248L115 249ZM119 250V247H118ZM126 250V249H124ZM131 250V249H130ZM136 250V248H135ZM151 250V248H150ZM153 250V249H152ZM151 250V251H152ZM178 250V249H177ZM176 250V251H177ZM132 251V250H131ZM134 251V249H133ZM173 252H175L174 250H172ZM182 251V249H181ZM185 251V250H184ZM253 251V250H252ZM109 252V251H107ZM130 252V251H129ZM155 252V251H154ZM180 252V251H179ZM187 252V251H186ZM261 251H259L260 253ZM106 253V252H105ZM113 253V252H112ZM116 253V252H114ZM127 253V252H126ZM133 253V252H132ZM131 253V254H132ZM178 253V252H177ZM183 253V252H182ZM196 253V252H195ZM253 253V252H252ZM255 253V252H254ZM258 253V255H260ZM117 254V253H116ZM129 254V253H128ZM158 254V253H157ZM251 254V252H250ZM57 255H59L60 257H57ZM106 255V254H105ZM113 255V254H112ZM118 255V254H117ZM256 254H254L255 257ZM92 256L94 257V261H97L99 264V258L100 254L97 251H93ZM119 256V255H118ZM129 256V255H128ZM161 256V255H160ZM246 256H250V255H246ZM253 256V255H252ZM251 256V257H252ZM89 257V256H88ZM112 257V256H111ZM155 257V256H154ZM260 257V256H259ZM258 257V258H259ZM87 258V257H86ZM145 258V256H144ZM159 258V257H158ZM161 258V257H160ZM186 258V257H185ZM247 258V257H246ZM149 259V258H148ZM251 259V258H250ZM103 260V259H102ZM119 260V259H118ZM124 260V259H123ZM249 260V258H248ZM112 261V259H111ZM115 261V260H113ZM112 261V262H113ZM128 261V260H127ZM130 261V260H129ZM153 261V260H152ZM246 261V260H245ZM155 262V261H154ZM167 262V261H166ZM247 262V261H246ZM245 262V264H246ZM124 263V261H123ZM156 263V262H155ZM192 264V262H190ZM261 264H263L260 261ZM87 264V263H86ZM108 264V263H107ZM114 264V262H113ZM118 264V263H117ZM122 264V263H121ZM149 264V263H147Z\"/></svg>",
  "mask_w": 264,
  "mask_h": 264
}]
</instances>
